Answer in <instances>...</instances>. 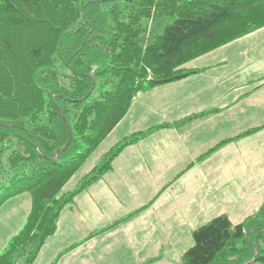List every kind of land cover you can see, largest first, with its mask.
I'll return each mask as SVG.
<instances>
[{
	"label": "trees",
	"instance_id": "obj_1",
	"mask_svg": "<svg viewBox=\"0 0 264 264\" xmlns=\"http://www.w3.org/2000/svg\"><path fill=\"white\" fill-rule=\"evenodd\" d=\"M262 28L264 0H0V207L32 197L0 264H34L65 207L124 149L210 114L122 139L64 192L138 94L206 72L185 65ZM192 238L179 264H264V201L243 222L216 216Z\"/></svg>",
	"mask_w": 264,
	"mask_h": 264
},
{
	"label": "rangeland",
	"instance_id": "obj_2",
	"mask_svg": "<svg viewBox=\"0 0 264 264\" xmlns=\"http://www.w3.org/2000/svg\"><path fill=\"white\" fill-rule=\"evenodd\" d=\"M212 65L215 67H211V71L218 68L223 71L221 76L231 74L232 77L243 79V84L263 76L264 28L198 57L185 66L201 68ZM219 65L221 67H217ZM233 80L237 81L235 78ZM250 87H244V93L253 89L254 92L237 107L223 111L219 114L220 117L213 114L216 109L207 111L210 114L204 116L205 125L197 130L191 128L187 132L188 126L181 128L183 138L175 140L173 146L164 145L165 158L161 162L162 178L159 180L162 182L148 181L142 198L136 200V197H132L133 200L126 202L124 206L120 205L122 212L99 213L101 217L98 220L96 218L93 223L81 222L87 220V217L77 203V196L63 210L67 225L60 233L56 232L47 239L44 250L42 248L43 251L41 250L34 264H146L150 260L147 258L151 256L154 261L150 264H179L183 253L193 246L192 232L198 227L220 215H227L233 224L241 223L254 215L264 201V80ZM215 103L212 102L211 107ZM224 103H229V98ZM194 111L198 112L199 109ZM209 115L213 117H208ZM200 122L201 119L193 123ZM193 123L191 126H194ZM250 127L260 129L249 136L219 146L210 154H204L207 157L203 155L201 160L197 159L200 153L213 148L221 139L234 136ZM123 135L115 128L84 162L63 191L76 190L81 179L103 160ZM177 151H180L179 155ZM188 162H193V165L189 167ZM159 193L161 195L150 206V211L143 218L131 221L132 216L129 218L128 211L152 201ZM196 195L205 197L206 204L210 205L203 219H197L196 222L191 219V224L177 232L178 238H168V242L173 240L172 243L162 241L161 245L136 244L145 225L154 226V222L164 225L163 221H169L170 214L181 217L192 206ZM18 196L20 197L11 198L0 208V244L5 243V237L11 231L6 230L9 227L7 222L19 220L23 209L27 213L32 206L29 193ZM87 198L92 202L93 208L101 210L97 207L100 202L96 204L93 197ZM110 199H113L114 204L117 201L116 196H110ZM81 200H85V197ZM19 204L21 208L17 209L15 206ZM95 213L97 216L96 211ZM124 215L125 218H119ZM114 219H117L114 223L119 222V225L108 227L114 224L111 223ZM5 223L7 224L4 225ZM105 224L108 225L103 226ZM167 234L171 236V232ZM122 241L129 244L119 245ZM105 249H111V252L101 254Z\"/></svg>",
	"mask_w": 264,
	"mask_h": 264
},
{
	"label": "crops",
	"instance_id": "obj_3",
	"mask_svg": "<svg viewBox=\"0 0 264 264\" xmlns=\"http://www.w3.org/2000/svg\"><path fill=\"white\" fill-rule=\"evenodd\" d=\"M211 67L215 66L212 65L201 68H191L207 69V71L198 75L190 76L174 83L158 86L150 91L138 94L134 99V102L128 114L116 127V130L119 131L120 134H124V137L122 139L134 133L146 131L163 124L175 123L186 117L205 113L210 110L216 109L217 111L213 114L220 117L221 115L219 114H221L223 111L237 107L238 104H240L244 99L250 97L252 91L254 92L253 89L252 91L244 93V87H246L245 89H249L251 88V85H254V83H258L259 81L264 80L263 75L243 84V79H237L234 76L232 77L231 74H225L224 76H221L223 75V71L218 68H216V70L214 71H211ZM217 67L221 66L219 65ZM213 73H216V75L213 76ZM233 78H235L237 81L233 80ZM226 98H229V103H224V100ZM212 102H216V105L213 107H211ZM197 108L199 109V111H194ZM208 117L213 116L209 115ZM200 119L202 120V122L193 123L194 121H199ZM192 123L194 126H191ZM203 125H205V117L194 119L179 128H164L162 130L160 129L152 135H149L143 140L139 141L138 143L124 149V151L114 160L112 170L78 195V199H76L77 203H79L78 205H80V207L86 212L87 217V220H81V222L93 223L96 218L98 220L101 217L99 213H120L123 211L120 205L124 206L126 202L133 200L131 199L132 197H136V200H138L139 198L140 200L145 194L148 181L162 182V180H159L162 178V170H160L161 162L163 158H165L164 145L170 144L173 146V142H175V140L183 138L182 132L180 130L181 128L188 126V132L191 131V128H196L197 130ZM250 129H254V127L247 128L246 130L241 131L234 136L225 137L218 141L214 145V147H216L221 142L228 139H233ZM114 130L110 134H112ZM211 149L212 148H208V151H203L202 153H200L197 159L201 160V157ZM180 151H177V155H179ZM192 165L193 162H190L189 167H191ZM188 171L190 170L188 169ZM160 195L161 193L157 194L152 201H147L143 206H140L138 208L132 207L131 209L133 210L128 211L129 216L133 215L131 221H134L141 217L143 218L150 211V206L153 205L155 200ZM88 196L93 197V202H100V204H96L97 207L101 208V210L92 207V202L88 200ZM110 196L117 197V201L115 204L113 199H110ZM19 197L20 196H15L14 199H17ZM83 197H85V200H81ZM110 202L112 203L110 204ZM206 202L207 199L205 197L196 195L192 200V206L188 208L181 217H173L170 214L169 221H163L164 225L163 223L158 222H154V226H152L151 224L145 225L136 244L141 245L143 243H149L151 245H156L158 243L159 245H161L162 241L166 244L172 243L173 240L171 242H168V238H178L179 234L177 232H179V230H181L185 226L191 224V219L194 220L193 222H196L197 219L204 218L210 206L207 205ZM136 204L137 203H135V205ZM15 207L17 209L21 208L20 204ZM90 209L94 210L92 211ZM30 211L31 208L29 209V211H27V213L25 212V209H23V212L21 214L22 216L19 220L14 219L10 222H7L9 224V227L6 230L11 231L5 237L7 238L5 243L3 242L0 244V248L2 249L1 252H3L9 241L23 229ZM95 211L98 214L97 216ZM125 216L126 215L119 218L123 219L125 218ZM65 218L67 217L64 216L62 211L59 218L60 220L58 221V233H60L62 229H64V227L67 225ZM116 221L117 219H114L111 223H114ZM7 223H5L4 225H6ZM107 225L105 224L103 226ZM170 232L171 236L169 237L167 233ZM76 241L77 240H75V242ZM124 244L129 243H125V241L119 242V245ZM118 249L120 250L121 247H119ZM110 252L111 249H105V251L101 254ZM152 258L154 257L151 256L147 259Z\"/></svg>",
	"mask_w": 264,
	"mask_h": 264
}]
</instances>
